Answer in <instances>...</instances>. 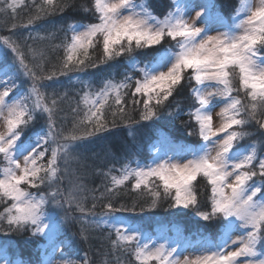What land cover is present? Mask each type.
I'll return each instance as SVG.
<instances>
[{
	"label": "snow or ice",
	"instance_id": "6c2138e0",
	"mask_svg": "<svg viewBox=\"0 0 264 264\" xmlns=\"http://www.w3.org/2000/svg\"><path fill=\"white\" fill-rule=\"evenodd\" d=\"M75 7L0 0V236H23L36 264H264V0L228 16L216 0L159 15L150 0H90L88 22L41 34ZM102 67L121 78H85ZM182 116L198 143L173 133ZM119 125L131 140L89 155ZM162 206L170 218L147 229ZM0 264L32 261L4 239Z\"/></svg>",
	"mask_w": 264,
	"mask_h": 264
},
{
	"label": "rangeland",
	"instance_id": "374dc122",
	"mask_svg": "<svg viewBox=\"0 0 264 264\" xmlns=\"http://www.w3.org/2000/svg\"><path fill=\"white\" fill-rule=\"evenodd\" d=\"M31 2V0H25V2ZM86 3L90 2L89 0H84ZM84 1H81V4L84 3ZM216 2L218 3V5L221 7V10L223 11L224 14H229L230 10L234 7L232 0H216ZM236 3V2H235ZM234 3V4H235ZM168 5V0H156L154 7L156 12H158V15L161 14L162 12H164V10L166 9V6ZM226 12V13H225ZM68 21H62V24L64 26H66V23ZM12 23L11 20H8V24L10 25ZM59 28V27H58ZM18 32H25L26 34V30L25 29H18ZM8 31L6 30V28H4V20L2 18H0V35H8ZM63 38V33L59 31L58 34V39H62ZM91 70V69H90ZM98 71H101L103 74H101L102 76L98 79L95 80V76H94V71H88V74L85 76L86 79H90L92 80L94 83L99 84V82L107 75H109V73H113L116 76V79H120L121 75L120 73L123 71V68H119V69H104L99 68L96 69ZM75 75V74H74ZM61 79L65 80L67 78L62 77ZM79 85H76L75 83L73 84V86L69 87V91L73 92L75 91L76 88H78ZM185 95V94H184ZM187 97H188V92H187ZM187 100V99H186ZM188 101V100H187ZM216 111H219V108L216 109ZM214 118H215V113L213 114ZM184 121V120H183ZM145 131L144 129L142 130V132ZM177 131V130H175ZM182 131L179 130V132ZM185 133V131L183 132ZM182 132H180V135L185 138L184 134ZM179 134V133H178ZM186 134V133H185ZM176 135V134H175ZM177 136V135H176ZM127 138H130L127 136V130L125 128H121V127H116L114 128L108 135V142L107 145L110 143V146L112 147L113 151L115 150L114 147L115 146H119V149L121 147V145L125 144L124 142H126L125 140ZM147 137H145L146 139ZM189 142H193L196 143L198 142V138L195 136L192 137H188ZM124 140V142H122L121 140ZM121 141V142H120ZM115 145V146H114ZM107 148V146H106ZM108 149H110V147H108ZM145 151H147L145 149ZM148 216L147 219L143 220L144 225L146 226L147 229L150 230V228H152L153 226H155L157 221H161V220H165V219H159L160 215H156V214H146ZM145 215V216H146ZM162 216H166V215H162ZM150 218H155L153 220H150ZM76 229L73 228L71 231L74 232ZM69 235H71V232L69 233ZM4 239H10L14 242L15 247L17 249L18 254L26 261H36L38 260V252L35 246L26 243V240L23 236L20 235H12L11 237H0V240H4ZM80 249H84V243L83 242H77V244L75 245V250L73 252V255H75V253L77 251H79Z\"/></svg>",
	"mask_w": 264,
	"mask_h": 264
},
{
	"label": "trees",
	"instance_id": "16d2710c",
	"mask_svg": "<svg viewBox=\"0 0 264 264\" xmlns=\"http://www.w3.org/2000/svg\"><path fill=\"white\" fill-rule=\"evenodd\" d=\"M81 1L82 0H69V2L75 4L76 7L75 8H69V9H67L64 12V14H63L64 17H65L64 20H61L60 19L59 14H57L56 16L48 17V20L54 21L56 23L46 25L45 29H43L41 31V34H43L44 31H55L57 33V42H59L58 34H59V29H60L61 25H63L62 24V21H68V22H70V21L75 20V21H82V22H85V23L88 22L85 19V13L80 10V7L79 6L81 5ZM155 1L156 0H150L151 4L153 5L154 11H156L155 10V7H154ZM37 2L39 3L40 0H37ZM235 2H236V0H232L233 5H234ZM25 3L26 4H30L27 1ZM85 3L86 2L84 1V3H82V4H85ZM32 14H34V9H32L30 7H25L24 9H21L20 10V13H19V17H18V22L19 21H25L26 22L27 19L29 18V16L32 15ZM40 23H43V22H40ZM34 35H35V33H34ZM46 44H47L46 41L45 42H36L35 46L36 47H42V46H45ZM89 71H94V73H95L94 74L95 80H98L102 76L101 74H103L101 72L102 70L101 71H98V70H92V69L90 70L89 69ZM186 99H187V90H185L184 92H182L180 96H177L176 101L180 102V104L184 108H187L188 101ZM172 110L174 111L175 109L173 108ZM170 119L171 118L168 117L167 115H165L164 117H162V121H168ZM183 120H187V117L186 116H182L181 119H177V120L172 121V130H178V131L181 130L183 128V126H182ZM118 127L125 128L123 125H119ZM180 132H182V131H180ZM137 135L139 137L140 133H138ZM130 140H131V138H127L125 141H130ZM106 146H107V149H108V147H110V149L113 150L110 145H107V143H106V141L104 139L98 140L96 144L90 145L89 155H92L93 152H95V153H101V155H102V151L101 150L102 149H106ZM114 149H115L114 151L118 152L119 151V146H115ZM95 163L96 164H103L104 161L102 159H99V160H96ZM96 182L98 183L99 181L97 180ZM146 214H150V215L151 214H156V215H160V216L161 215H166L168 218H170V212L167 211L166 208L163 207V206L160 209L156 210L155 212L146 213ZM90 244L93 247H95L96 244H97V240L96 239H93L92 241H90ZM88 247H89V244H85L84 243V249H87Z\"/></svg>",
	"mask_w": 264,
	"mask_h": 264
}]
</instances>
